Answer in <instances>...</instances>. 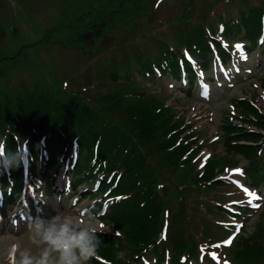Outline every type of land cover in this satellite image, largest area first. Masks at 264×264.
Listing matches in <instances>:
<instances>
[{
    "label": "rangeland",
    "instance_id": "1",
    "mask_svg": "<svg viewBox=\"0 0 264 264\" xmlns=\"http://www.w3.org/2000/svg\"><path fill=\"white\" fill-rule=\"evenodd\" d=\"M253 8L264 11V0H0V101L37 89L100 103L99 97L115 92L118 83L145 82L144 89L173 108L200 150L191 171L169 174L163 183L166 196L165 188L169 185L171 189V180L184 192L169 209L170 225L178 217L183 219L199 239L200 248L207 251L201 252L202 258L194 259V264H244L236 259L237 242L264 224V188L248 186L251 180L242 173L248 162L227 154L221 127L228 119L241 125L234 100H251L264 111V48L258 42L253 49L232 39L230 46L235 54L229 71H219L212 64L191 92L168 78L153 82L142 76L127 79L126 70L163 43L175 45L190 27L202 25L219 31L223 23ZM114 71L120 76L118 82L109 73ZM244 127L252 129L248 124ZM209 158L218 160V174L210 182H217L218 188L198 191L184 186L194 172H205ZM62 169L59 165L48 172L54 182L52 194L43 195L39 181L31 183L33 216L27 223L14 226L8 219L18 204L4 207L0 264H17L22 256L34 261L42 257L47 244L29 233V225L41 220L47 224L58 216L61 223L70 220L69 227L77 233H116L109 224L88 218L95 202L88 197L89 187L81 184L76 188L81 197H74L72 191L61 192L65 181ZM220 205L241 208L244 214L231 211V218ZM58 255L49 249L50 261L57 260ZM152 258L146 255L140 264H154Z\"/></svg>",
    "mask_w": 264,
    "mask_h": 264
},
{
    "label": "trees",
    "instance_id": "2",
    "mask_svg": "<svg viewBox=\"0 0 264 264\" xmlns=\"http://www.w3.org/2000/svg\"><path fill=\"white\" fill-rule=\"evenodd\" d=\"M233 21L225 24L227 39L240 38L255 46L257 39L264 36V11L260 8L244 11ZM214 33L203 26L186 30L175 45L163 43L149 57L141 55L135 67L126 72V78L142 76L152 82L158 77L178 80V60L185 59L183 50L204 60L202 65L206 68L207 58L212 54L211 43L226 62L230 54L216 42ZM189 71L193 81L194 75ZM111 76L117 82L120 80L115 71ZM144 86L143 81L118 83L115 92L99 97L100 103L37 89L0 101V147L2 152H9L0 168L4 186L8 185V177L3 166L22 160V145L28 151L34 175L39 162L47 172L52 166L66 162L76 146L78 156L70 165L76 183L90 185L99 179L101 186L92 198L109 190L107 198L113 201L99 217L119 234H97L100 241L97 254L104 262L94 257L88 264H137L142 255H151L157 264H191L201 251L199 239L183 219L176 218L168 232L163 231L165 216L183 192L171 180L168 182L171 189L169 185L165 188L166 196L163 183L169 174L191 171L199 148L192 134L186 133L188 129H183V122L176 118L173 108L160 102ZM233 104L241 125L230 119L222 125L224 149L231 156L247 160L246 173L252 186L264 187L263 110L251 100H234ZM244 124L252 129H246ZM9 169L18 192L24 182L22 164ZM218 170V160L211 159L205 172L202 175L194 172L184 186L198 191L218 188L217 182L210 184ZM46 172L45 187L52 191L51 177ZM101 205V200L97 201L88 218L97 217ZM237 246L236 259L242 263L264 261L262 224L251 235L241 237Z\"/></svg>",
    "mask_w": 264,
    "mask_h": 264
},
{
    "label": "clouds",
    "instance_id": "3",
    "mask_svg": "<svg viewBox=\"0 0 264 264\" xmlns=\"http://www.w3.org/2000/svg\"><path fill=\"white\" fill-rule=\"evenodd\" d=\"M8 155L9 152H3L0 161L5 160ZM23 160L24 157L22 160L4 165L3 168L19 167ZM70 223L68 219L61 223L57 216L47 224L41 220L29 225V233L46 243L48 248L38 260L34 261L29 256H22L17 259V264H88L97 255L100 241L87 231L75 232L69 227ZM16 247L20 256L19 245ZM49 249L59 254L54 262L49 260Z\"/></svg>",
    "mask_w": 264,
    "mask_h": 264
},
{
    "label": "bare ground",
    "instance_id": "4",
    "mask_svg": "<svg viewBox=\"0 0 264 264\" xmlns=\"http://www.w3.org/2000/svg\"><path fill=\"white\" fill-rule=\"evenodd\" d=\"M0 251H1V249H0Z\"/></svg>",
    "mask_w": 264,
    "mask_h": 264
},
{
    "label": "snow or ice",
    "instance_id": "5",
    "mask_svg": "<svg viewBox=\"0 0 264 264\" xmlns=\"http://www.w3.org/2000/svg\"><path fill=\"white\" fill-rule=\"evenodd\" d=\"M258 206V205H257Z\"/></svg>",
    "mask_w": 264,
    "mask_h": 264
}]
</instances>
